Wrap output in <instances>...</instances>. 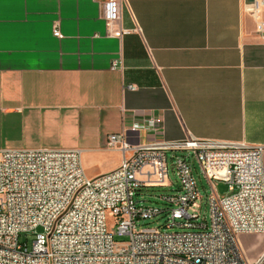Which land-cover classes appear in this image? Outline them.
Returning <instances> with one entry per match:
<instances>
[{"label": "crops", "instance_id": "obj_1", "mask_svg": "<svg viewBox=\"0 0 264 264\" xmlns=\"http://www.w3.org/2000/svg\"><path fill=\"white\" fill-rule=\"evenodd\" d=\"M259 20L264 6L253 15L245 0H120L131 31L116 37L98 0H3L0 151L77 148L101 163L83 165L96 177L123 157L107 136L149 115L161 132H126L131 144L190 134L264 146ZM238 240L248 262L262 256L264 234Z\"/></svg>", "mask_w": 264, "mask_h": 264}, {"label": "built area", "instance_id": "obj_2", "mask_svg": "<svg viewBox=\"0 0 264 264\" xmlns=\"http://www.w3.org/2000/svg\"><path fill=\"white\" fill-rule=\"evenodd\" d=\"M98 1L108 36L131 31L119 25L120 0ZM245 4L254 15L264 0ZM255 26L264 36V21ZM161 130L160 117L149 115L109 134L107 145L123 157L96 177L85 173L77 148L1 150L0 264H260L264 252L248 262L238 236L264 234V146L190 134L136 144L126 137ZM194 160L210 186L208 221L191 209L201 197ZM214 181L228 191L217 193ZM156 186L170 188L158 195L161 204L136 197L142 187ZM160 215L165 228L139 227Z\"/></svg>", "mask_w": 264, "mask_h": 264}, {"label": "rangeland", "instance_id": "obj_3", "mask_svg": "<svg viewBox=\"0 0 264 264\" xmlns=\"http://www.w3.org/2000/svg\"><path fill=\"white\" fill-rule=\"evenodd\" d=\"M170 154L171 152L167 153L169 167L171 166ZM82 162L85 167L87 165H92V164L97 165L96 166L97 168L101 167V163L97 159H94L89 152H83ZM193 165H194V168H193L194 176L198 182L201 197H199L195 201L191 209L200 211L201 216L202 217L205 216L206 220L208 221V207L206 204V196L210 192V186L207 180L205 179V177L200 173L199 168H198V163L195 160L193 161ZM169 176L171 180L173 181L172 187H176L177 186V176L171 169H170ZM213 184H214L215 190L219 194H225L228 191V185L224 182L214 181ZM168 189L170 188L165 187V186L142 187L140 191L138 192V194L136 195V197H138V199L140 200H143V203L147 205L161 204V201L158 200V195L165 191H168ZM200 201H202L201 209L198 208V203ZM165 222H166L165 216L160 215V216L154 217L146 221H141L139 223V227H150V228H161L162 229V228H165L164 226ZM22 238L23 236H21V239ZM114 238L117 241L126 239L124 236H121V237L115 236Z\"/></svg>", "mask_w": 264, "mask_h": 264}, {"label": "snow or ice", "instance_id": "obj_4", "mask_svg": "<svg viewBox=\"0 0 264 264\" xmlns=\"http://www.w3.org/2000/svg\"><path fill=\"white\" fill-rule=\"evenodd\" d=\"M2 2H3V0H0V7H2Z\"/></svg>", "mask_w": 264, "mask_h": 264}, {"label": "water", "instance_id": "obj_5", "mask_svg": "<svg viewBox=\"0 0 264 264\" xmlns=\"http://www.w3.org/2000/svg\"><path fill=\"white\" fill-rule=\"evenodd\" d=\"M245 2H246V3H249V2H251V0H246Z\"/></svg>", "mask_w": 264, "mask_h": 264}]
</instances>
